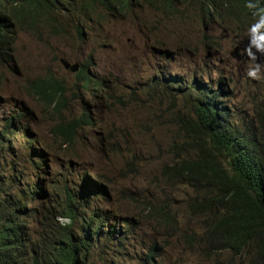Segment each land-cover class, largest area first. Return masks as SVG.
I'll list each match as a JSON object with an SVG mask.
<instances>
[{
    "label": "rangeland",
    "instance_id": "obj_1",
    "mask_svg": "<svg viewBox=\"0 0 264 264\" xmlns=\"http://www.w3.org/2000/svg\"><path fill=\"white\" fill-rule=\"evenodd\" d=\"M200 30L196 22H190L179 40L173 41L182 43V46L179 48L174 44V59L165 65V69L192 75L196 71L206 82H213V88L222 92L219 102L225 105L231 118L254 117L255 110L264 113V98L260 93L264 91L261 88L264 87V68L261 69V79L248 77L249 60L242 50L243 44L240 45V40L228 32H224L226 39L223 37L216 50L207 55L194 52L191 46L198 44ZM149 40L124 23L115 29L116 52L100 55L102 62L94 73L120 80L123 90L113 92L121 104L106 98L92 100L82 90L73 88L74 79L58 62L61 57L73 59L76 44L70 37L52 39L45 45L30 42L24 60L16 64L17 72L3 77L0 74V132L16 100L28 113V117L17 122L7 134L9 145L0 153V175L3 181H10L9 188L14 194L28 183L32 187L37 184L42 189V197L31 203L37 211L32 223H27L32 238L41 229L40 217L47 207L63 197L59 190L75 182L81 185L83 179L70 182L69 172L87 173L89 181L99 184L108 194L101 206L103 213L107 214L106 225L112 223L120 231L121 223L130 222L132 228L126 244L132 246L138 255L142 246L148 247L155 241L166 248L164 260L170 264H241L227 253L201 256L193 242L185 245L183 236L200 232L197 219L186 207L191 191L185 185L173 188L158 183L162 180L159 170L168 161L167 145L176 137V130L168 121L169 114L176 112L180 105L171 101L163 87L156 91V95H146L138 90L164 70L165 55L150 50ZM252 51L256 52V49ZM123 53L130 57L123 58ZM178 53L185 54L183 61ZM257 57V62L264 65V55L258 53ZM48 71L64 79L68 89H72L66 96V106L59 112L27 96L22 89L27 79ZM129 92L136 93V104L127 101ZM84 106L91 110L93 125H82L72 144L61 143L52 135V128L59 121L78 118ZM22 129L36 140L29 146L36 152L37 161L25 150L29 137L18 133ZM166 201L174 217L153 216L142 205L143 202L164 205Z\"/></svg>",
    "mask_w": 264,
    "mask_h": 264
},
{
    "label": "trees",
    "instance_id": "obj_2",
    "mask_svg": "<svg viewBox=\"0 0 264 264\" xmlns=\"http://www.w3.org/2000/svg\"><path fill=\"white\" fill-rule=\"evenodd\" d=\"M166 72L169 70L164 67L161 71L163 78L156 76L138 89L143 94L156 95V91L163 87L171 101L180 105L176 112L169 114L168 121L175 128L176 137L167 145L168 161L159 170L162 180L158 183L173 188L185 185L191 191L186 207L198 221L200 232H195L193 239L205 251L203 254L228 253L243 264H264V113L255 110L254 117L249 119L231 118L225 105L216 101L221 98L219 90L203 81L196 88L171 82ZM118 86L123 90L119 80ZM27 90L42 101L58 105L62 102L63 89L53 77L39 79ZM260 93L264 98V91ZM134 94L129 92L126 97L128 102L136 104L138 99ZM117 101L122 103L120 99ZM27 116L26 110L17 108L3 130L10 129ZM247 124L258 131L249 142L248 136L254 132H245ZM53 133L64 143L62 136L71 137L60 126H56ZM6 136L4 131L0 133V145H5ZM34 142L36 140L28 141L29 144ZM28 143L25 145L30 148ZM30 152L35 153L32 148ZM9 187L10 181H3L0 175V264H95L91 256L101 248V238L103 248L113 253L115 261L111 264L135 260L138 264H157L154 261V253L159 250L156 246L142 248V257L138 258L134 248L126 244L132 228L130 222L121 223L120 231L115 226L111 227L104 236L102 218L96 222L99 226L85 225L86 222L78 218L74 199L68 191H65L67 199L62 204L58 201L64 197L52 202L60 208L52 211L51 207L40 218L41 229L32 238L26 226L30 218L28 210L19 200L7 197L11 192ZM34 189L40 190L38 186ZM23 194L30 195L32 199L36 195L28 189H24ZM163 204L143 202L142 205L153 216L174 217L168 202ZM57 216L70 217L72 224L60 227L54 219ZM186 238L189 242V236Z\"/></svg>",
    "mask_w": 264,
    "mask_h": 264
},
{
    "label": "clouds",
    "instance_id": "obj_3",
    "mask_svg": "<svg viewBox=\"0 0 264 264\" xmlns=\"http://www.w3.org/2000/svg\"><path fill=\"white\" fill-rule=\"evenodd\" d=\"M192 21L196 22L201 28L198 44L191 46L194 52L207 55L218 48L224 37V32L231 33L236 39L240 40V45L243 44L242 50L249 60L246 75L254 80L261 79V69L264 68V65L257 62V55L258 53L264 55V0H257V2H244L242 0H0V74L3 77L4 74L17 72L16 64L19 60H24L30 42L45 45L52 39L56 40L68 36L76 44L72 53L73 59L61 57L58 62L61 68L74 79L75 85L73 88L82 90L92 100L106 98L117 101L118 99L114 97L116 93L113 91L120 90L118 86L119 79L94 73L101 65V54L116 52L114 44L115 29L127 23L134 27L138 34L149 38V43H147L149 49L165 55V67L167 63L174 59L176 51L173 47L174 44L179 48L182 46V43L173 41L179 40V37L183 35ZM253 48L256 49V52L252 51ZM122 56L126 59L130 57L127 53H123ZM178 56L183 61L185 54L180 55L178 53ZM19 64L23 69L21 63ZM166 73L169 74L171 82H180L191 88L198 87L200 81L210 86L213 84V82L212 84L206 82V79L196 71L193 75L192 73L179 74L171 71ZM159 74L155 75L154 78L156 76L163 78L161 72ZM46 77H53L62 87L63 97L60 105L55 102L42 101L28 92L27 88L30 85ZM219 81L221 83V79ZM22 89L27 96L42 105L52 108L55 112H59L66 106V96L72 92V89H68L66 86L64 79L50 71L27 79ZM217 90H219V96L221 97L222 92L220 89ZM108 95L112 97L108 98ZM220 99L216 101L220 103ZM17 108L23 109L18 100L15 101L14 106H11L8 113L11 115ZM242 117L250 118L248 116ZM82 125H93V116L88 106L83 107V111L78 118L59 121L52 128L51 133L55 137L53 130L56 126L66 129L71 134L70 139L62 136L65 143L58 138L56 139L68 146L73 143L75 135ZM14 127L15 125L2 131L8 134ZM245 132L247 134H253L254 132L253 135L248 136L247 142L251 141L252 137L258 133L248 124L245 127ZM19 133L22 137L28 136L25 130ZM5 140H7L5 145H0V153L4 148H8V135ZM29 140L35 139L29 137L25 144ZM29 147L31 148V146ZM30 148L26 146L25 150L33 155L35 161H37L36 152L32 154ZM68 179L70 182L77 179L80 182L81 179L83 180L81 185L75 182L72 186L69 184L63 186L61 192H63L64 198L58 202L62 204L67 199L65 191H68L74 199L78 218L86 222L85 225L99 226L97 224L98 220L102 218L105 224L102 227L105 229L104 236L105 233L111 230V227L115 226L112 223L106 225L108 221L107 214L101 210V206L107 199V192L96 182L89 181L87 173L82 175L69 172ZM36 186L38 185L35 184L32 187L29 183L25 184L23 189H19L18 193L9 192L10 195L7 196L13 200H19L28 210L30 218L27 223H32L37 215V211L31 203L42 197V189L38 186L40 190L36 191L34 189ZM24 189L34 192L36 194L35 198L32 199L30 195L25 196L23 194ZM51 207L52 211L60 208L57 203L54 205L51 203L40 218L44 217L51 210ZM54 219L60 227L72 224V219L67 216H57ZM26 226L28 228V225ZM111 232L113 233V231ZM188 236L189 242L186 238ZM188 236L182 237L185 245H190L193 242L201 256L211 255L203 254L205 251H202L196 245L193 236ZM103 245L104 241L101 238V248L92 254L91 260L95 264L114 263L113 253L105 250ZM153 246L159 249L154 253V261L157 264H170L164 260L166 249L164 246L154 241L148 247L142 246V248L148 249ZM102 250H105V253L100 254ZM142 253L145 254V251ZM137 257L142 256L137 253ZM233 259L240 260L235 257ZM128 262L139 263L135 260L127 261L126 264ZM241 264L243 263L241 262Z\"/></svg>",
    "mask_w": 264,
    "mask_h": 264
},
{
    "label": "bare ground",
    "instance_id": "obj_4",
    "mask_svg": "<svg viewBox=\"0 0 264 264\" xmlns=\"http://www.w3.org/2000/svg\"><path fill=\"white\" fill-rule=\"evenodd\" d=\"M225 38V37H224ZM226 39V38H225ZM223 42V41H222ZM233 43V42H232ZM178 52V51H177ZM213 62V61H212ZM23 110V109H22ZM23 113V112H22ZM23 130V129H22ZM19 133V132H18Z\"/></svg>",
    "mask_w": 264,
    "mask_h": 264
}]
</instances>
